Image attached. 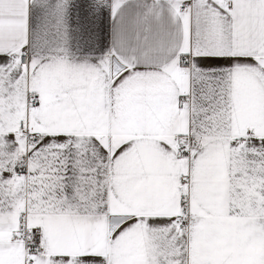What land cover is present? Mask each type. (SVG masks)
<instances>
[{
  "label": "snow or ice",
  "instance_id": "1",
  "mask_svg": "<svg viewBox=\"0 0 264 264\" xmlns=\"http://www.w3.org/2000/svg\"><path fill=\"white\" fill-rule=\"evenodd\" d=\"M0 264H264V0H0Z\"/></svg>",
  "mask_w": 264,
  "mask_h": 264
}]
</instances>
